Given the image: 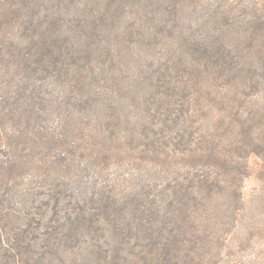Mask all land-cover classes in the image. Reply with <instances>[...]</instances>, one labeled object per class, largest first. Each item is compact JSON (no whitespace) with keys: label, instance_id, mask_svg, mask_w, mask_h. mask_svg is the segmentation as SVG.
Segmentation results:
<instances>
[{"label":"trees","instance_id":"1","mask_svg":"<svg viewBox=\"0 0 264 264\" xmlns=\"http://www.w3.org/2000/svg\"><path fill=\"white\" fill-rule=\"evenodd\" d=\"M252 154L264 0H0V264H228Z\"/></svg>","mask_w":264,"mask_h":264},{"label":"rangeland","instance_id":"2","mask_svg":"<svg viewBox=\"0 0 264 264\" xmlns=\"http://www.w3.org/2000/svg\"><path fill=\"white\" fill-rule=\"evenodd\" d=\"M81 4H90L92 0H78ZM261 0H244V4L253 6ZM208 2L200 9H186L182 24L197 28L208 17L209 10H204ZM68 9L72 11L69 4ZM254 15V13H252ZM196 31H204L198 29ZM140 57L145 52L142 49ZM250 174L243 181V210L237 228L230 237L226 253L228 264H264V156L252 154L247 158Z\"/></svg>","mask_w":264,"mask_h":264}]
</instances>
